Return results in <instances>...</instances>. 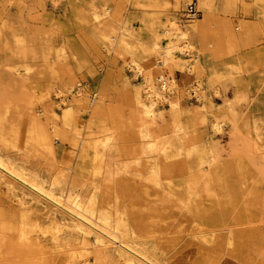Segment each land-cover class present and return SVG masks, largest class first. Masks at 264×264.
<instances>
[{
  "label": "bare ground",
  "instance_id": "6f19581e",
  "mask_svg": "<svg viewBox=\"0 0 264 264\" xmlns=\"http://www.w3.org/2000/svg\"><path fill=\"white\" fill-rule=\"evenodd\" d=\"M20 1L32 12L25 17L28 28L15 35L8 62L0 61V80L7 76L13 82L0 94V190L20 214L15 223L0 218V264H214L209 256L198 262L195 243L180 247L187 237L177 236L186 233L208 243L227 237L231 246L240 238L236 226L264 222L263 199L254 200L247 220L229 223L245 183L226 189L227 180L254 178L253 171L264 179L263 130L238 111L248 96L245 74L236 75L245 73L250 61L237 56V64L224 73L212 72L218 59L237 53L251 34L249 25L235 22L237 5L264 11V0H198V19L187 16L190 0L87 1L84 10L91 12L96 40L142 80L130 116L120 111L111 84L82 81L83 70L91 68L88 60L50 73L46 92L37 95L31 68L25 66L23 74L11 62L33 55L51 32L52 18L36 22L44 0ZM61 2L53 0L54 9ZM165 12L166 19H160ZM139 13L153 33L149 40L133 29ZM230 85L232 99L226 93ZM51 93L58 100L44 107ZM192 93L202 106L189 111L184 102ZM214 97H221L224 113L212 112L209 98ZM26 108L34 120L24 119ZM10 114L18 115L14 122L7 119ZM227 124L231 156L247 157L255 170L244 171L240 161L221 166L225 150L217 144L209 159L193 167L199 149L192 129L209 125L217 135ZM60 140L72 149L63 161L56 146ZM131 183L135 196L129 194ZM224 196L232 197L230 205L222 203ZM209 198L220 201L219 215L207 213ZM259 254L264 258L263 250Z\"/></svg>",
  "mask_w": 264,
  "mask_h": 264
},
{
  "label": "rangeland",
  "instance_id": "374dc122",
  "mask_svg": "<svg viewBox=\"0 0 264 264\" xmlns=\"http://www.w3.org/2000/svg\"><path fill=\"white\" fill-rule=\"evenodd\" d=\"M9 1L10 0H0V61L3 66L8 62L10 52L15 49V35L18 32H23L24 30L26 31L28 28L26 26V24H28V20H25V17H27L29 13L32 14V12L28 10V8H26L20 0ZM87 1L89 0H62L59 8L54 9L53 0H44V7L39 14L40 20L35 21L40 24L41 19L50 18L51 21L52 18L51 32H49L46 39L40 40L41 44L38 43L35 45V54H31L32 56L28 55L29 57L27 56L25 61H23L25 57H13L11 64H13V66H21L23 68V74L27 72L25 71V66H29L31 68L32 73L30 85L32 88H35L37 95L41 96L46 92V79L48 80V78H50V73L54 71L56 74L60 72L59 68L64 69V67L66 68L69 65L75 68L78 66L80 61L88 60L91 68L90 70H83L81 76L84 80L82 81L91 84H105V82L111 84V87L115 90L113 93L115 92L116 96H118V99L120 100L118 104L120 111L123 115L130 116L132 108L131 98L136 90L139 89L142 92V80L135 78L133 74H131V71L127 68L125 61L121 59L122 57H117L113 54V52H109L106 49L104 50L103 44L96 40L93 35L94 31L92 30L94 22L91 18L92 16H90L91 12H86V10H84V4ZM119 3L117 6H119ZM242 7L243 6L240 3L237 5L233 17L237 24L243 22L249 25L251 28V34L243 38L237 53L234 52L231 55L218 59L216 61V69L212 72L214 73L215 71H220L221 73H224L225 70H228V66L231 63L235 65L237 64L236 61H234V58L237 56L243 60L248 59V61H250L248 66L245 68V73H242V75H236L237 79H240L243 78V74H245L244 79L247 81L246 91L248 96V100L241 103L238 111L240 112V115L244 116V118H249L252 122L256 121L264 133V11L256 10L254 8L244 10ZM21 14L25 16L22 17ZM139 14H136L137 18L133 20V29L139 33L140 38L143 40H149L153 37V33L147 30L145 23L140 18L141 13ZM166 15V12L159 13L158 17L164 20L166 19ZM32 16L34 17L35 15ZM251 21L253 24H251ZM48 53L50 56L45 58ZM16 58H19L20 60ZM59 61H61V63ZM58 64H60V67ZM62 71L64 70H61V72ZM208 71L210 72V70ZM213 73H211L212 76L214 75ZM177 76L179 79L182 78L180 73H178ZM8 79L11 80L9 77L5 76L2 80H0V94H6V92L9 91L8 86H10L13 82ZM233 86L234 85H230L226 92L229 99L234 98L235 87ZM214 98L215 100H213ZM214 98H209V106L212 112L218 114L224 113L226 110L223 105V101H221V97ZM53 100L56 101L58 99L54 93H51V98L45 100L44 107H48ZM184 103L185 108L189 111H192L193 109L197 110L202 106L195 93H192L189 97L187 96ZM26 109L28 111L24 112V119L34 120L36 116L32 113V109ZM27 114L28 116H26ZM88 115L89 112L86 113L85 117ZM17 116V114H10L7 119L12 121L15 120L14 118ZM0 119H4L3 111H0ZM107 122L109 125L113 124V121ZM198 126V128L195 127L196 129H192V132H195L196 138L198 139L197 145L199 149L191 158V165L193 167L199 165L200 161L202 162L203 160L209 159V150L217 144L222 150H225L223 161L220 164L221 166L224 164L236 165V163L240 161L238 163L242 165L244 171H246L248 167L255 170L249 163L247 157L243 156L241 160H237L235 157L231 156L230 149H228V147L230 148L232 139L230 133L231 126L229 124L225 126L223 133L217 135L212 132L210 127L208 129L209 125H201V127L200 125ZM69 144L70 143L63 140L56 143V146L58 145V157L61 161L68 158L72 153V149ZM225 146L228 147L226 148ZM253 176L254 178H251L252 176L246 177L244 181L238 178L235 180H227L226 189L230 192L238 188L237 185L242 186V183H245V186L243 185L244 190L240 192L241 195L239 197V205L236 210L237 213L235 212V214L232 215L231 220H229V223L231 224L247 220L250 215L249 207L254 206L256 202L262 203L264 199L263 176L257 173L254 174V171ZM129 187L131 188L129 194L132 193V195L135 196L133 184L131 183ZM3 190L4 189L0 190V218L4 217L5 221L15 223L18 219L17 216L20 213H18V209L11 203L12 201L9 198V195H7ZM223 192L224 195H226L227 192ZM257 198L260 202L257 201ZM209 199L206 202L207 213L210 215H219V209L221 207L220 201L215 198ZM222 199L225 201L222 202L224 204L230 205L232 202L231 196H224ZM254 200H256V202H254ZM239 213L243 215L238 216ZM219 218L224 222V219L221 217ZM42 221L46 223L47 220L43 217ZM235 229L236 231H239L238 234L240 238L234 240V244L231 246L228 244L229 240L227 237H221L214 241L215 243L192 240V238L187 236L186 233L178 235L177 237H187L186 240L181 242L180 247L190 244L192 241L195 243L196 255L199 259L198 262L206 259L205 256H209L208 259L211 258V261L214 264H264V258L259 254L262 250L264 251V222L259 221L251 225L246 224L243 225V227L236 226ZM224 233L227 234L228 231L225 230L217 232V234L222 235ZM206 253L210 255H207Z\"/></svg>",
  "mask_w": 264,
  "mask_h": 264
},
{
  "label": "built area",
  "instance_id": "2783aa9c",
  "mask_svg": "<svg viewBox=\"0 0 264 264\" xmlns=\"http://www.w3.org/2000/svg\"><path fill=\"white\" fill-rule=\"evenodd\" d=\"M187 16L190 19H198L201 16L198 10V0H190L187 6Z\"/></svg>",
  "mask_w": 264,
  "mask_h": 264
}]
</instances>
